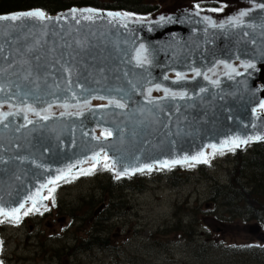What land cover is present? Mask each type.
Listing matches in <instances>:
<instances>
[{
  "label": "water",
  "instance_id": "95a60500",
  "mask_svg": "<svg viewBox=\"0 0 264 264\" xmlns=\"http://www.w3.org/2000/svg\"><path fill=\"white\" fill-rule=\"evenodd\" d=\"M229 2L237 7L222 14L220 20L214 18V12L190 5L170 10V14L165 9L155 17L71 6L56 15L48 14L52 19L44 22L0 21V105L6 104L0 112L16 113L4 121L7 128L0 125V205L11 208L26 204L25 197L38 189L40 196L47 189H41V184L57 175L66 177L80 171L92 162L93 152L102 147L119 161L113 168L116 176L125 167L131 170L149 164L153 168L159 161L182 159L199 151L207 157L208 150H212L209 145L216 144L221 150V141L237 136L247 143L263 141L264 111L258 110L264 100V9L254 8V4L264 0ZM250 8L253 10L249 16L237 27H213L204 20L208 16L219 24ZM36 9L40 8L0 15ZM72 9H77L75 17ZM82 9H95L99 16L84 20L79 11ZM109 12L128 13L130 18L125 21L109 17ZM141 29L146 30L145 36L138 35ZM164 31L170 32L166 41L162 38L154 43L157 57L147 56L149 62L138 65L135 57L143 44L141 39L151 40ZM214 45L224 50L212 53ZM245 63L255 67L245 68ZM193 68L200 69L202 75L193 78ZM177 72L184 73L185 78L177 80ZM212 80L219 83L213 84ZM156 84L161 85L160 90L155 89ZM150 87L151 98L156 101L151 104L146 99ZM164 88L186 92L187 96L165 97ZM202 88L206 90L201 92ZM93 97H105L107 102L109 98L124 97L126 107L100 108L108 103ZM85 99L90 101L91 109L85 107L82 115H72ZM55 102L63 108L58 113L54 112ZM28 104L38 110L52 105L49 119L42 120L32 113L35 125L21 128L26 122L20 109ZM62 112L68 114L61 116ZM103 129L112 130L107 140L98 132ZM93 136L101 138L95 140ZM30 160L31 168L26 164ZM10 161L13 166L8 165ZM259 237L264 241L263 234Z\"/></svg>",
  "mask_w": 264,
  "mask_h": 264
},
{
  "label": "rangeland",
  "instance_id": "374dc122",
  "mask_svg": "<svg viewBox=\"0 0 264 264\" xmlns=\"http://www.w3.org/2000/svg\"><path fill=\"white\" fill-rule=\"evenodd\" d=\"M192 1L163 0L159 9L145 16L155 17L165 9L166 14H170V10L179 6H192ZM214 3L216 8H223V11L214 12L217 20L237 7L229 0H214ZM202 5V11H208V0ZM36 8L44 11L39 6ZM118 98L124 103V97ZM52 104L55 113L60 111L59 108L63 109L59 102ZM153 128L148 127V131ZM226 151L208 150V163H198L206 164V172L200 173L198 164H195L182 170L180 182L174 180L169 168L162 171L160 167L155 168L159 164H154V171L150 174L137 171L136 176L142 178L138 179L139 188L136 187V176L130 174L126 186H120L124 181L122 176L120 180L114 178L112 184L115 175L112 169H105L102 162L87 174L74 172L56 184L52 194L55 197L53 213L40 218L36 216L38 212H31L26 221L12 224L10 220L11 224L1 226L0 264H264V242L259 237L264 235V224L251 219L245 222V214L240 210L238 214L224 210L220 198L215 196L213 200L210 194L212 183L226 185L232 175V154H225ZM31 160L26 163L29 168L32 167ZM10 162L8 165L13 166L14 162ZM91 166L86 165L83 170L87 172ZM244 174L252 173L248 174L246 169ZM238 181L250 186L245 178L238 177ZM44 194L48 195V192ZM31 206L28 201L25 209ZM48 206V200H43L39 209L47 210ZM68 220L70 223L64 230L56 228L66 225ZM88 223L91 224L90 230ZM86 235L87 244L84 241ZM94 236H99L102 243L105 239L107 246L92 245ZM240 243H244V247L256 244V250L252 247L238 252Z\"/></svg>",
  "mask_w": 264,
  "mask_h": 264
},
{
  "label": "snow or ice",
  "instance_id": "6c2138e0",
  "mask_svg": "<svg viewBox=\"0 0 264 264\" xmlns=\"http://www.w3.org/2000/svg\"><path fill=\"white\" fill-rule=\"evenodd\" d=\"M197 9L200 8V5L197 4L195 6ZM254 8H258V9H264V3H257L254 4ZM253 9H247V10H242L240 11L237 15L235 16H230L228 18L227 21H222L219 24H216L211 17L205 16L204 20L206 22H208L209 24H211L213 27H220V28H224L225 25H229L231 27H237L241 24L244 23V18L249 16L250 12ZM81 13V16L84 20L87 21H92L95 17H98L99 14L96 12L95 9H82L79 10ZM210 11L212 12H219V11H223V8H213L210 9ZM77 13V9H72L71 14L75 17ZM84 13H88V15H84ZM199 14V12H197V15ZM107 16L109 17H113V18H119L122 20L127 21L130 18V14L128 13H113V12H109L107 13ZM26 19H35L38 20L40 22H44L47 20H51L52 17H49L46 15V13L40 9H36L33 11H24V12H18L12 15H0V21H13V22H17V21H23ZM57 19H60V17H57ZM164 17H161L160 20L164 21ZM171 19V18H169ZM79 19H77V23H79ZM0 50H2V46H0ZM146 53V49L145 46L143 44H141L139 46V48L136 50V62L138 65H142L145 63H148V57L145 54ZM223 63V62H220ZM226 68L231 69L232 71H235V68L232 67V65H228L225 64ZM245 68H253L255 67V65L251 64V63H245L244 64ZM66 72L71 73V69L70 68H65L64 69ZM0 71H3L2 69H0ZM209 71H212V69H209ZM192 72L195 74L193 78H195V76H200L202 75L200 69L197 68H193ZM31 75V72L28 73V76ZM204 78L207 80L209 79V76L207 73H203ZM28 76H25L24 79H28ZM185 78V74L184 73H180L177 72L176 73V79L177 80H182ZM37 79H39V77H37ZM165 79H167V77H165ZM211 83L213 84H218L219 81L218 80H212ZM38 86V85H37ZM19 87V86H17ZM76 87L80 88L82 91H87V89L84 88V86L82 84H77ZM156 90H160L161 89V85L160 84H156L154 85ZM3 90V85H0V91ZM152 88H148L147 89V93L148 96L146 97V99L148 100V103H155L156 101H154L151 98V92H152ZM206 89H201V92L205 91ZM164 93H165V97L167 96H171L172 98H176V97H185L187 96L186 92H175L172 91L169 88H164L163 89ZM73 96L75 97V93H73ZM105 99V97H93V99ZM158 99H164V97H160ZM109 105H115V107L123 109L126 107V104L121 102V100L116 99V98H109L108 99V104L104 105L101 104L98 107L100 108H106ZM51 105L48 106V108H44V109H37L36 107H34L31 104L26 105V107L20 109L21 111H23L25 113L24 115V119H25V124L20 125L21 128L26 127L28 124H32L33 121L31 119L28 118V113H33L35 116L39 117L42 120H48L49 119V114H50V109H51ZM65 108L68 107L67 104L64 105ZM76 107H78L80 110L71 113L72 115H76V116H80L82 115L83 109L85 107L91 109V104L90 101L88 99H85L83 102V106L77 104ZM259 107L261 109H264V100H262L259 104ZM256 109H253V112H255ZM16 113L14 112H0V125H3V127L7 128L9 125L4 123V121L7 119V117L15 115ZM67 112H62L61 116L63 115H67ZM20 128H17L16 131H19ZM85 135H87V133H85ZM113 135L112 130L110 129H103L101 132V137H103L105 140H107L108 137H111ZM101 137H97V136H93L92 138L95 140H100ZM255 139H260V137H254ZM249 139H253L252 137H250ZM247 140H241L239 136L231 138L230 140H224L220 142V148L223 149L227 146H231V150H234L236 147H239L241 144L247 143ZM209 147H211L214 152L217 150V145L216 144H211L209 145ZM221 154H223L221 152ZM24 159V158H21ZM91 161H92V166L90 169L87 170V172H85V170L81 169V174H87L88 172H91L92 170H94L98 164H100L101 162L103 163V167L105 169H112L115 167V165L119 162L118 160L114 159L113 157H110L108 152L105 151V149L102 147L100 149V151L98 152H93L92 156L90 157ZM0 161H2V157H0ZM208 163V160L206 158V154L203 151H199L197 152L195 155H191V156H184L182 159H173V160H164V161H159L158 164L160 165V167H170L171 165H175V164H187L188 167H193L195 166L196 163ZM72 166H69V170H71ZM145 169L151 171L152 169V165L149 164H145L143 166H141L140 168H132L131 170L128 167H125L123 169V171H117L116 174V178L119 179L121 176L124 175H128L130 171L135 172V171H144ZM65 177L63 175H57L56 177L50 179L46 184H41L40 188H48V196H39V189L37 190V193L34 195H29L27 197H25L26 200L31 201V207L25 209V204L23 202L19 203L18 206L16 207H11V208H5L2 205H0V216L5 217L7 219H10L13 222L19 223L20 218H21V211L23 210V215H28L31 212H39V207L38 204L42 201V200H47L49 198H53L52 194L55 191V186L57 184L58 181H60L61 179H64ZM51 184L52 187H48V185ZM54 200V198H53ZM3 222V221H0Z\"/></svg>",
  "mask_w": 264,
  "mask_h": 264
},
{
  "label": "trees",
  "instance_id": "16d2710c",
  "mask_svg": "<svg viewBox=\"0 0 264 264\" xmlns=\"http://www.w3.org/2000/svg\"><path fill=\"white\" fill-rule=\"evenodd\" d=\"M162 1L163 0H0V14L26 10L36 6L43 8L48 13H54L62 8H68L73 5H88L99 8L126 10L134 14L145 16L159 9ZM195 2L202 7L204 6L202 5L204 4V0H196ZM208 7L216 8V4L214 1H208ZM228 153L232 154V175L229 176L226 185H219L220 183L217 182L211 184L210 194L213 200L215 196L219 197L224 210L228 209L231 210V212H236V214H238V210H240L243 215L245 214V219H243L245 222L251 219L264 224V141L248 144L243 149L228 150L225 152V154ZM228 156L229 155H227L226 158ZM196 166L200 173L206 172V164H198ZM187 168L188 166H175L170 168L174 180L180 182L182 170ZM246 169H248V174H252L245 175L244 170L246 171ZM238 177L245 178L247 184L250 186H247L243 182H239ZM131 179L134 180V178ZM138 179L142 178L136 176V187L139 188ZM122 180L124 181L120 182V186H122V184L126 186V183L130 180V176H125ZM114 181L112 177L111 183L113 184ZM91 214H93V212H91ZM94 240L102 247L105 245L107 246V243L105 244L106 240L102 239L104 243L100 242L99 236H95ZM252 247L256 250V244ZM252 247H244V243H240L237 248L238 252H244L245 248Z\"/></svg>",
  "mask_w": 264,
  "mask_h": 264
},
{
  "label": "bare ground",
  "instance_id": "6f19581e",
  "mask_svg": "<svg viewBox=\"0 0 264 264\" xmlns=\"http://www.w3.org/2000/svg\"><path fill=\"white\" fill-rule=\"evenodd\" d=\"M232 1H234L235 2V4L236 3H239L240 2V0H232ZM162 26H166L165 24H162ZM171 27V26H170ZM169 29V28H168ZM170 30H171V28H170ZM145 32H146V30H144V29H141V30H139V34L138 35H142V36H145ZM137 33V32H136ZM169 31H164V32H160V33H158V34H155L154 36H153V38L151 39V40H149V39H147V38H142L141 39V41H142V43L144 44V46H145V49H146V55L147 56H153V57H151V58H156L157 57V53L159 52V51H157L155 48H154V46H155V41H159L160 39H162L163 38V41L165 40L166 41V39H167V37H168V35H169ZM163 34L165 35V38H164V36H163ZM167 35V36H166ZM38 45V44H37ZM204 45V44H203ZM207 46V45H206ZM202 48V47H201ZM206 50L207 49H209V46H207L206 48H205ZM205 50V51H206ZM224 49H223V47L222 46H215L214 45V47L212 48V53H220L221 51H223ZM148 58H150V57H148ZM222 58H223V56H222ZM35 72V71H34ZM44 74V73H43ZM43 77V76H42ZM39 89V88H38ZM154 95V94H153ZM6 104H1L0 105V110H2V106H5ZM5 108H7V109H9V107L7 106V107H5ZM4 109V108H3ZM33 117H35L32 113H29L28 114V118L29 119H31V120H34V119H32ZM36 122V121H35ZM30 126H32V125H35V123L33 122L32 124H29ZM36 126H38V125H36ZM29 128V127H28ZM31 128V127H30ZM25 130V129H24ZM99 133H100V131H98ZM90 164H92V162H89V164L88 165H90Z\"/></svg>",
  "mask_w": 264,
  "mask_h": 264
},
{
  "label": "flooded vegetation",
  "instance_id": "af4514ba",
  "mask_svg": "<svg viewBox=\"0 0 264 264\" xmlns=\"http://www.w3.org/2000/svg\"><path fill=\"white\" fill-rule=\"evenodd\" d=\"M53 198H54V200H53ZM53 198L50 199V205L48 206V209L47 210H44V209L40 210V212H38V214L36 216H40V218H44V216H48L49 214H51V213L54 212L53 210H54V206H55V197H53ZM56 208H58V206H56ZM56 213H58V212H55V214ZM30 216H32V214H30ZM66 216H68V212L66 213ZM26 219H28L27 215L26 216L23 215V216H21L20 222L26 221ZM44 221L46 222V220H44ZM50 222H52V220H50ZM56 222H58V220H56ZM64 222H66V218H64ZM69 223L70 222L68 220L67 223H66V225H61L59 228H58V226H56V228L58 230H64V228H66ZM58 224H60V223H58ZM90 227H91V224L88 223V230H90ZM48 228H50V226H48ZM60 234H62V232ZM86 238L87 239H85L84 241L88 240V236L87 235H86ZM94 238H95V236H94ZM87 243H88V241H86V244ZM96 244H97V242L94 240V244H92V245H96ZM76 245H78V244H76ZM97 245H99V244H97ZM65 254H66V252H65Z\"/></svg>",
  "mask_w": 264,
  "mask_h": 264
}]
</instances>
